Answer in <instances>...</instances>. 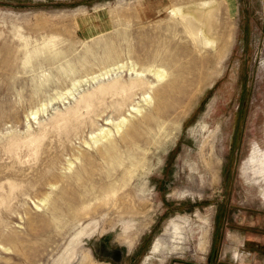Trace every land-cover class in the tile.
<instances>
[{
    "label": "rangeland",
    "instance_id": "rangeland-1",
    "mask_svg": "<svg viewBox=\"0 0 264 264\" xmlns=\"http://www.w3.org/2000/svg\"><path fill=\"white\" fill-rule=\"evenodd\" d=\"M132 65L178 83L109 160ZM260 160L264 0H0V264H264Z\"/></svg>",
    "mask_w": 264,
    "mask_h": 264
},
{
    "label": "bare ground",
    "instance_id": "bare-ground-1",
    "mask_svg": "<svg viewBox=\"0 0 264 264\" xmlns=\"http://www.w3.org/2000/svg\"><path fill=\"white\" fill-rule=\"evenodd\" d=\"M183 17H184V15H183ZM196 19H199V18H196ZM189 23L191 24V22H189ZM190 24H188V25H190ZM207 26H209V24ZM214 26L212 28L209 26L211 28L210 31H212ZM185 27H186V25H185ZM209 27H206V28H209ZM190 28H192L191 25H190ZM195 28H196V26H195ZM192 30L193 29H191V33L195 31V30L194 31H192ZM203 30H204V28H201L202 32H203ZM194 36H196V34H194ZM210 36H212V35H210ZM203 40L204 39H202V42L200 41V43H203ZM205 40H207V38ZM193 41H194V39H192V42ZM211 41H212V39H211ZM178 64L180 65V63H178ZM125 66H126L125 64H120V65L118 64L115 67H112L110 70L104 71L99 76L108 75L110 73V71L117 72V73L121 72V71H123L122 69L125 68ZM130 72L131 73H130L129 81L124 80L123 78H121V76H116L108 84L103 83V84L97 86L98 87V88L96 87L97 90L93 91V94H90L89 98L87 99V101H88L87 104H90L92 101H95L94 99H96V100L98 98L103 99L106 95L112 94V95L118 96V99L116 100L115 103L111 102V105L112 104L115 105V109L117 111L114 108L113 109L121 115V118H119L120 120L115 123V130L116 131L114 132V130H112L110 128H107V129L100 128L99 133L93 134V137H92V141H93L94 146L97 144H100V147H99L100 155L108 158L109 160L113 159V158H117V156L119 157V153H120L121 148H119V143H118V139L116 138V136L120 137L122 139V141H124L126 143V145L129 148L128 150H130L131 146L134 147L133 145H135V142L138 141L137 138L140 135V129H141L142 123L141 122H134L135 120H133V122H132L131 118L133 117V119H135L136 114H138L137 116L142 117V118H151L154 116V120H155V115L157 116V114L153 115V113L157 112L162 107V103L165 102V100L169 99V98L166 99V97H165V92H166L167 87L169 85L173 84L176 81L177 77H179L178 76L179 75L178 69H176V68H175L174 72L169 73L168 70L161 68V67H158V68L152 67L151 69L140 70L139 68H137V66L132 65V66H130ZM147 72L150 74V77L153 76L154 78L153 77H152L153 79L150 78L149 75L147 74ZM190 72H191V70H190ZM169 74L172 77V80H170V83L168 82V79H167ZM96 77L98 78V75H96L93 78L95 79ZM122 77H123V75H122ZM169 78H170V76H169ZM103 80L105 81V79H103ZM101 82H102V80H101ZM175 83L177 84L178 82H175ZM173 87H174V85H173ZM139 93L142 94V98L140 97L143 101L142 104H139L137 101V95ZM170 93H171V91H170ZM168 97H169V95H168ZM164 98H165V100H164ZM136 101H137L138 105L135 103ZM125 108L126 109L128 108L130 118L128 116H124V114H122V113H124L122 111ZM160 110H162V109H160ZM77 112H78V110L75 111L74 113L77 114ZM126 112H127V110H126ZM36 113H37L36 110L31 112V116L34 117L35 119H36ZM133 113H135V116L133 115ZM169 113H170V111H169ZM167 116H169V115H167ZM163 117H164V115H163ZM157 118H158V116H157ZM162 120H159V122H161ZM150 123H151V121H150ZM144 126H146V125H144ZM144 126H142V127H144ZM157 126H158V124H157ZM159 126L162 127V125H159ZM154 133H156V132H154ZM141 134H142V131H141ZM150 135H152V134H150ZM150 135L149 136L147 135V136L151 137ZM142 136H143V134H142ZM145 138H143L144 141H145ZM143 139H141V140L143 141ZM158 140H160V138ZM119 142H120V140H119ZM87 144H90V143H87ZM136 145H138V144L136 143ZM136 148H138V147H136ZM79 154H78V156H79ZM130 154H131L130 155V157H131L133 153L130 151ZM78 156L76 155V157L79 159ZM253 161L256 162L257 159H254ZM260 162H261V164H264V160H260ZM260 162H258V163H260ZM70 163H72V162H70ZM263 171H264V168H263ZM43 200H45V199H43ZM43 200H41V201H43ZM43 202L45 203V201H43ZM175 233H177V232H175Z\"/></svg>",
    "mask_w": 264,
    "mask_h": 264
}]
</instances>
